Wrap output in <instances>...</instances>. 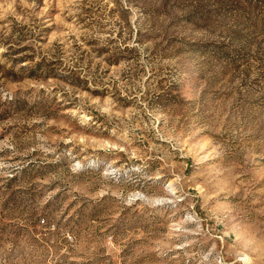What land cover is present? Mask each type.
Instances as JSON below:
<instances>
[{
  "label": "rangeland",
  "instance_id": "1",
  "mask_svg": "<svg viewBox=\"0 0 264 264\" xmlns=\"http://www.w3.org/2000/svg\"><path fill=\"white\" fill-rule=\"evenodd\" d=\"M0 264H264V0H0Z\"/></svg>",
  "mask_w": 264,
  "mask_h": 264
}]
</instances>
